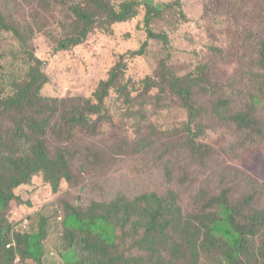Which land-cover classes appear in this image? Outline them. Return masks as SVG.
<instances>
[{
  "label": "rangeland",
  "instance_id": "obj_1",
  "mask_svg": "<svg viewBox=\"0 0 264 264\" xmlns=\"http://www.w3.org/2000/svg\"><path fill=\"white\" fill-rule=\"evenodd\" d=\"M151 1L162 6L152 22L144 24L140 11L134 21L113 29L105 16L98 15L101 31H95L79 48L56 52L58 39L73 30L60 25L68 12L53 7V0H0V13L9 24L2 22L0 27V95L10 94V81L19 83L29 67L37 64L30 60L28 50L42 63L46 78L40 96L60 101L45 129V134L53 132L44 140L51 157L63 155L68 161L71 186L64 180L59 194L53 195L51 185L36 177L29 186L15 190L19 200L5 213L23 234L37 233L39 218L48 219L43 264H64L57 248L65 211L74 206L87 208L92 202L109 203L119 193L132 198L173 191L184 215H199L195 223L200 257L194 259L183 237L178 264L223 261L222 252L206 242L210 220H201V216H220V200L242 208L240 221L252 213L245 209L248 197H253L252 208L264 209V0H224L227 8L237 5L228 9L223 22L209 1ZM71 4L86 6L82 1L81 6ZM153 35L167 39L155 40ZM143 47V58L129 55ZM118 63L124 76L105 103L109 118L98 122L96 129L86 126L87 130L72 131L68 126L74 113L72 100L91 99ZM164 64L178 77H195L198 82L192 95L196 105L203 107V115L192 128H186V110L159 77L167 73L161 70ZM161 84L164 91L159 94L156 87ZM220 100L228 102L231 116L245 112L257 124L243 132L230 125L228 118L221 121L215 114ZM26 112L6 118L5 144L16 145L13 118L25 123L30 118ZM175 133L179 147L171 160L165 146ZM188 139L193 149L192 144L184 147ZM263 236L258 230L256 247ZM238 264H251V257L241 254Z\"/></svg>",
  "mask_w": 264,
  "mask_h": 264
},
{
  "label": "trees",
  "instance_id": "obj_2",
  "mask_svg": "<svg viewBox=\"0 0 264 264\" xmlns=\"http://www.w3.org/2000/svg\"><path fill=\"white\" fill-rule=\"evenodd\" d=\"M71 1L78 6H81V1L86 2V6L73 7ZM206 1H209L207 4L210 9L213 6L212 11L220 22L224 21L228 9L237 5L235 2L227 8L224 0ZM176 4L178 5V1ZM52 6L68 12L66 22L60 24L62 29L71 31L73 28L71 33L58 39L56 52L79 48L95 31H101L103 27L97 24L98 15L105 16L107 24L114 29L118 24L128 25L134 21L140 11L144 12V24L150 23L162 9V6L155 5L151 0H53ZM2 22L9 25L0 13V27ZM12 29L14 34L21 37L17 30ZM153 37L155 40L167 39L157 35ZM22 45L27 47V43ZM145 49L143 47L129 55L132 58H143L146 55ZM27 54L37 64L29 67L26 77L19 83L10 81V94L0 95V264H43L44 243L49 237L48 219L44 216L39 218L38 232L33 234H23L8 222L5 213L13 201L19 200L15 190L29 186L36 177H40L43 184L51 185L53 195H57L62 181L70 184L71 177L66 158L63 155L51 157L44 140L53 132L45 134V129L55 116L60 101L40 96V91L46 84L41 70L42 63L28 50ZM121 67L118 63L109 78L99 83L91 99L72 100L74 113L68 123L72 131L80 127L83 131L87 127L96 129L98 122L109 118L105 103L123 79L124 71H119ZM161 70L167 71L159 76L162 77V83L179 99L189 116L186 128H192L203 115V107L196 105L192 95L198 84L196 78L178 77L165 64ZM163 84L156 87L159 94L164 91ZM218 103L215 114L221 121H227L228 118L231 120L228 122L230 125L243 132H248L257 124L245 112L231 116L227 101L220 100ZM19 112L28 113L30 118L25 119V123L13 118L16 130L13 142L16 145L5 144L2 139L4 122L6 118H12ZM93 120L95 125L92 124ZM168 131L170 135L171 131ZM176 138L177 133L173 134L171 143L165 146V155L171 160H175L172 153L179 147V142H174ZM190 144L192 142L188 139L184 147L190 148ZM139 147L144 150L146 146L141 143ZM191 148L193 149V144ZM168 165L171 166L172 163ZM177 200L178 195L173 191L166 195L151 193L132 198L119 193L109 203L92 202L87 208L74 206L65 211L62 219V236L57 248L59 256L64 264H178V253L181 252L182 238L185 237L186 245L193 250L194 259L198 260L200 245L196 242V232L199 229L196 228L198 225L195 221L200 220V217L184 215ZM252 202L253 197H248L245 209L252 213L246 216L245 221L238 219L242 208L232 204L230 206L228 200H220V216H201L203 221L210 220L206 242L222 252L223 261L220 264H238L241 254L249 255L251 264H264V236L257 247L254 241L258 230L264 235V209L252 208ZM54 203L59 205L58 200ZM176 236L180 239H176ZM126 247L129 251H126ZM248 248L250 253H255L250 254ZM168 251L170 254L166 257ZM139 253L146 256H138Z\"/></svg>",
  "mask_w": 264,
  "mask_h": 264
}]
</instances>
